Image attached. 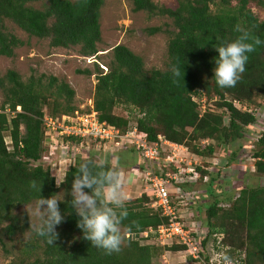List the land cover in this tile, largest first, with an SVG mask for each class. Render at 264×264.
I'll return each instance as SVG.
<instances>
[{
    "label": "trees",
    "instance_id": "1",
    "mask_svg": "<svg viewBox=\"0 0 264 264\" xmlns=\"http://www.w3.org/2000/svg\"><path fill=\"white\" fill-rule=\"evenodd\" d=\"M127 1L133 12L143 11L171 21L174 30L167 45L168 64L164 70L146 71L142 58L128 47L123 44L112 47L106 70L95 64L93 109L98 119L125 131L130 121L115 114L113 109L120 105L131 108L140 115L134 125L146 134L149 142L162 136L170 142L186 144L196 155L211 156L214 145L201 147L192 145L193 142L213 140L217 145H229L242 137L257 117L252 112L237 109L234 101L249 103L254 97L264 98V45L248 54L245 71L231 88H220L215 82L213 69L218 53L214 47L234 40L240 34L236 31L237 25L264 41V20L252 10V6L264 10V0H233L234 4L232 0H175V7L153 0ZM38 3L39 6H35ZM103 3L104 0H0V56L13 57L15 48L23 44L7 31L6 20L29 36L49 39L51 47L78 46L82 56H95L101 40ZM160 30L154 27L148 32L153 34ZM174 68L181 70V76L184 71L183 80L174 76ZM85 72L90 74L88 70ZM0 91L3 95L0 104V245L5 247L4 239L12 240L29 229L27 215L16 210L38 199L39 192L32 187L33 182L37 188L41 185L40 195L45 198L57 194L60 188L65 191L59 203L65 217L56 228L59 239L51 245L46 238L30 230V237L21 242L7 264H153L152 259L166 249L183 250L180 245L140 244L125 236L126 233L138 236L167 221L159 210L149 206L150 197L145 193L127 199L128 216L122 228L124 243L119 252L106 254L85 240L76 226L79 217L69 203L68 193L80 163L89 158L95 163V156L89 151L85 157L70 153L75 162L68 167L66 181L60 187L56 186L50 167L42 161L46 150L41 123L43 109L50 105L48 114L54 117L74 114L77 111L72 103L74 90L54 76L32 75L23 81L15 70L8 69L0 75ZM201 93L216 98V107L223 112L205 109L200 113L194 97ZM5 133L10 137L11 148L5 143ZM254 140L255 172L264 174V129ZM205 170L198 169V180L208 176L206 190L212 194L217 177L211 167ZM227 201L229 206L220 207L217 194L206 206L202 226L207 232L201 240L202 247H206L208 237L221 234L216 240V251H226L231 257L239 251L240 264H264V186L241 188Z\"/></svg>",
    "mask_w": 264,
    "mask_h": 264
},
{
    "label": "rangeland",
    "instance_id": "2",
    "mask_svg": "<svg viewBox=\"0 0 264 264\" xmlns=\"http://www.w3.org/2000/svg\"><path fill=\"white\" fill-rule=\"evenodd\" d=\"M155 3L163 4L169 7H175V0H153ZM232 3L235 2L232 0ZM35 6H39L35 4ZM213 7V6H212ZM255 15L264 20V10L252 6ZM7 31L14 34L23 44L15 48L13 57L0 56V75H3L8 69L15 70L23 81L30 76L35 77L44 74L45 77L54 76L59 80H63L74 90L72 103L79 113L89 112L93 106V94L96 84V66L105 71L110 57V49L117 44H123L128 47L136 55L140 56L144 63V69L164 70L168 64L167 45L171 32L174 30L171 21L164 17L149 16L146 12H133L131 3L127 0H104L100 14L101 40L97 44L98 52L95 56L84 57L79 53V47H51L49 39H40L29 36L27 33L19 29L9 20L5 21ZM160 27L159 32L150 34L151 28ZM89 71L87 74L85 71ZM46 82V79L43 80ZM52 99V98H51ZM201 111L209 109L215 113H222V109L216 107V98L208 97L201 93L194 97ZM3 101V95L0 91V104ZM51 101V100H50ZM237 102L241 109H251L255 112L256 121L246 128L242 137L238 138L229 145H217L213 140H207L203 144L193 142L192 145L203 147L206 144L214 145V151L211 156L196 155L192 153L189 146L180 144L183 148H177L173 151L167 146L164 152H161V158L156 163L165 171L174 172L175 165L181 168L192 167L197 171L205 170L211 167L216 182L213 183L212 194L206 190L208 181L197 180L190 182L188 174L184 177L185 183L182 186L187 193L194 191L193 196H188L186 206L182 207V215L185 216L184 222L188 227L195 222L199 227L204 228L206 219V206L211 203L214 195L219 194V201L224 205L227 200L234 198L239 190L244 187L264 186V174H258L254 168V158L252 152L255 138L260 131L264 129V98L254 97L251 102ZM51 106L44 107V111L50 112ZM114 113L119 116L127 117L130 124H134L139 113L136 110L125 106H117L113 109ZM9 115V114H8ZM224 121L227 122L225 114ZM9 117V116H8ZM5 143L10 147V137L5 133ZM95 156L96 161L103 154H110L115 158L116 155L121 157L122 170L125 172L128 180L124 191L128 199L138 197L145 193L151 197L149 181L145 179L142 172L145 163L134 153L121 152L116 150L105 152L98 150H90ZM75 153L82 157L87 156L85 151L77 150ZM171 155L174 162L165 161V158ZM173 156V157H172ZM167 159V158H166ZM43 163V162H42ZM44 164V163H43ZM163 165H165L163 167ZM51 169V168H50ZM206 171V170H205ZM219 171V174H217ZM53 176L59 180L63 176V172L57 170L52 171ZM188 180V181H187ZM56 183V181H55ZM64 193L62 188L57 194ZM188 203V204H187ZM35 202L22 206L16 210L17 213L26 214L29 219H35L30 215V209L34 207ZM226 207V206H220ZM29 215V216H28ZM205 229V228H204ZM30 228L23 234L12 240L4 239L5 247L0 245V264H7L14 256L22 241L30 237ZM222 237L221 234L210 236L206 240V249L210 256H214L216 251V240ZM149 241V240H148ZM148 241L139 242L141 244ZM150 243V241H149ZM158 245V244H157ZM183 251V250H179ZM176 251L164 250L152 259L153 264H178L177 260L180 255L185 256V264H199L191 260L187 253H179L174 258ZM239 251L233 253L232 258L234 264H240ZM242 256V255H241ZM183 259V258H182Z\"/></svg>",
    "mask_w": 264,
    "mask_h": 264
},
{
    "label": "built area",
    "instance_id": "3",
    "mask_svg": "<svg viewBox=\"0 0 264 264\" xmlns=\"http://www.w3.org/2000/svg\"><path fill=\"white\" fill-rule=\"evenodd\" d=\"M234 106L241 109L237 102H234ZM16 110L20 111V108L17 107ZM241 110L252 112L255 115L251 109ZM41 123L44 136L43 145L46 149L42 161L51 168V171L55 168L57 170L58 167L59 172L64 174L68 167L75 162L74 155L70 153L77 150L85 152L108 150L112 154L114 151L120 150L136 154L145 163L144 170L138 172H142L145 179L149 181L151 190L149 206L159 210L161 216L165 217L167 221L156 229L149 228L139 233L138 236L129 233H126L125 236L139 242L151 240V244L180 245L194 262L214 264L215 255L219 251H215L212 257L206 247L203 248L201 244L207 230L199 227L195 222H192L191 227H188L183 221L186 217L181 212L182 207L186 206L185 202H187L188 196L195 194L194 191L185 194L186 192L182 188L185 183L184 177L188 174L190 182H195L199 178V173L195 168L185 169L178 165H175L174 172L165 171L156 164L161 158V152L165 151L163 146L175 151L177 148H183L182 145L170 142L162 136H158L155 142H149L146 134L140 132L134 124H129L125 131H121L112 124L100 121L93 106L89 112L75 111L74 114H64L59 117H54L44 111ZM205 141L207 140L201 141L202 144ZM166 158V162H174L171 155ZM202 180L208 181V176H204ZM219 205L227 207L229 203ZM215 236L217 237V235ZM144 244H149V241ZM206 256H208V260H206Z\"/></svg>",
    "mask_w": 264,
    "mask_h": 264
},
{
    "label": "clouds",
    "instance_id": "4",
    "mask_svg": "<svg viewBox=\"0 0 264 264\" xmlns=\"http://www.w3.org/2000/svg\"><path fill=\"white\" fill-rule=\"evenodd\" d=\"M236 31L240 34L234 40L214 47L218 56L215 58L213 76L220 88L235 87L245 71L248 54L264 45L258 36L239 25ZM173 74L182 79L184 71L181 76V70L174 68ZM66 177L67 172L61 179L55 178L56 186L60 187ZM127 180L122 170L121 157L116 155L113 158L110 154H103L95 163L91 158L80 163L68 193L71 197L69 203L79 217L76 226L82 231L83 238L109 255L119 252L124 243L122 228L128 216V198L124 191ZM32 187L38 190L39 196L30 209V215L35 219H29V228L36 236L46 238L47 243L53 245L59 239L56 228L65 219L59 209L64 193L45 198L40 195L41 185L37 188L33 182ZM214 264H234V260L222 250L216 253Z\"/></svg>",
    "mask_w": 264,
    "mask_h": 264
},
{
    "label": "crops",
    "instance_id": "5",
    "mask_svg": "<svg viewBox=\"0 0 264 264\" xmlns=\"http://www.w3.org/2000/svg\"><path fill=\"white\" fill-rule=\"evenodd\" d=\"M128 153H131V152H128ZM149 241L151 242V240H149ZM149 244H151V243H149ZM183 252H184V251H176V252L174 253L173 257L176 258V257H177V254H179V253L181 254V253H183ZM179 258H180V259L177 260V263H178V264L186 262L185 256L183 257V255H180ZM182 258H183V259H182Z\"/></svg>",
    "mask_w": 264,
    "mask_h": 264
}]
</instances>
